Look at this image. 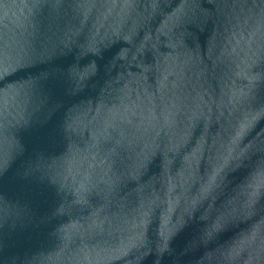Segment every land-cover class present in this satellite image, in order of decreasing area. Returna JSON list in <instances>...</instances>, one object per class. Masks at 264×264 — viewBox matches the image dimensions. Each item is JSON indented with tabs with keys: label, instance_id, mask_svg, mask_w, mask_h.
I'll return each instance as SVG.
<instances>
[{
	"label": "water",
	"instance_id": "obj_1",
	"mask_svg": "<svg viewBox=\"0 0 264 264\" xmlns=\"http://www.w3.org/2000/svg\"><path fill=\"white\" fill-rule=\"evenodd\" d=\"M0 264H264V0H0Z\"/></svg>",
	"mask_w": 264,
	"mask_h": 264
}]
</instances>
